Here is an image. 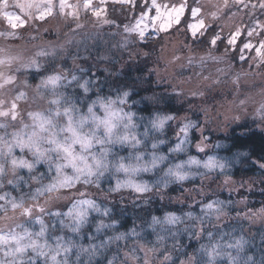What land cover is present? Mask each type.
<instances>
[{
	"label": "rangeland",
	"instance_id": "obj_1",
	"mask_svg": "<svg viewBox=\"0 0 264 264\" xmlns=\"http://www.w3.org/2000/svg\"><path fill=\"white\" fill-rule=\"evenodd\" d=\"M161 2L179 5L184 0ZM225 2L186 0L188 8L201 9L200 18L210 27L206 36L190 35L191 13L186 12L179 25L142 43L133 27V9L123 3L110 1L107 14L97 17L85 11L83 0H71L76 16L62 14L58 0H0V113H7L0 115V195L17 204L13 208L5 202L0 208V237H4L0 264H30L39 254L47 264H60L58 252L64 251L52 248L46 237L51 214L63 211L67 224H78L96 205L94 199L121 206L154 199L165 206L193 207L224 194L233 197L236 211L222 214L213 226L240 219L251 233L264 225V175H208L176 191L159 189L144 196L129 190L110 193L96 184L114 169L118 175L127 173L119 188L141 185L136 175L151 165L142 168L138 162L142 156L128 144L135 143L140 132L127 110V97L104 99L99 89L90 87L89 79L117 86L124 74L134 76L152 109L178 113L171 129L174 138L183 140L181 129L199 124L194 147L203 153L213 146L207 134H228L236 128L241 133H264V64L256 67V59L240 62L239 53L226 43L218 42L215 48L207 43L217 32L228 36L237 28L253 27L257 20L264 26V9L260 0H251L255 9L244 10H237L232 0L226 8ZM93 7H99L97 0ZM45 8L54 11L46 19H37ZM135 11L141 12L142 7ZM21 22L26 26L11 27ZM258 40L264 36L251 38L256 44ZM88 96L92 99L87 102ZM66 100L72 104L64 106ZM156 121L162 122V116ZM57 145L72 149L80 172L73 170L72 157L58 151ZM116 145L129 147L128 160L112 161ZM21 160L31 168L22 167ZM257 164L264 168L263 162ZM40 165L50 173L49 179L37 170ZM85 200L91 204L79 203ZM208 226L198 225V239ZM140 247L143 257L137 259L125 250L124 264H174L177 248ZM193 261L188 255L176 264Z\"/></svg>",
	"mask_w": 264,
	"mask_h": 264
},
{
	"label": "trees",
	"instance_id": "obj_2",
	"mask_svg": "<svg viewBox=\"0 0 264 264\" xmlns=\"http://www.w3.org/2000/svg\"><path fill=\"white\" fill-rule=\"evenodd\" d=\"M162 34H150L145 42H152ZM124 76L126 78L117 86L103 79L99 83L89 79V85L92 89H99V95L104 99L127 97V110L140 132L136 142L128 144H131L134 154L142 156L138 160L142 168L146 169L144 165L147 163L151 166L147 172L136 175L141 185L121 188L120 181H125L127 173L118 175L113 169L96 181L100 190L137 192L135 188L140 187L142 192L139 193L144 196L159 189L176 191L181 185L197 184L208 175L233 178L264 175V168L257 164L264 163L263 132L241 133V129L236 128L228 134H207V140L213 144L212 149L200 152L194 147L198 141L196 126L199 124H193L190 134L183 140L182 137L174 138L171 129L178 113L172 109H152L136 86L139 81L130 74ZM91 99L92 96H88L84 100L88 102ZM71 104L72 101L66 100L64 106ZM160 115L163 121L157 123L156 117ZM128 152V146H114L112 161L128 160ZM192 159L196 162L191 163ZM121 167L125 168V163ZM37 170L46 179L50 178V173L43 166H38ZM25 190L31 192L30 187ZM48 193V190L44 191L42 196ZM93 201L96 205L86 211L78 224H67L63 211L58 215L51 214L46 237L52 248L64 251L58 252L60 264H124L125 250L131 251L137 259L143 257L140 244L177 248L174 264L188 255L194 257L192 264H264V225L251 233L246 228L247 222L240 219L213 226L222 214L236 211L232 196H210L193 207L165 206L154 199L126 206L100 199ZM27 222L30 224L31 221ZM200 224L209 226L198 239ZM34 260L30 264L48 263L40 254Z\"/></svg>",
	"mask_w": 264,
	"mask_h": 264
},
{
	"label": "snow or ice",
	"instance_id": "obj_3",
	"mask_svg": "<svg viewBox=\"0 0 264 264\" xmlns=\"http://www.w3.org/2000/svg\"><path fill=\"white\" fill-rule=\"evenodd\" d=\"M48 3H51L52 0H47ZM62 14H68L70 16H76V9L73 7L71 0H58ZM94 2L96 0H83V5L85 11H91L94 16L100 17L102 15L107 14V6L110 0H98L99 7H93ZM112 3H123L127 4L133 9L132 15L135 17L134 22V30L136 34L141 38V42H145V38L150 34H154L157 31V28L161 32H166L171 29L173 24L179 25L182 22L183 16L186 12L191 13V21L187 22V31L193 38L198 36L203 37L206 36L210 27L205 25L203 19L200 18V8H188L186 0L184 3L179 5H169L167 3H162L161 0H141L140 4L136 3V0H111ZM232 3L237 7V10H244L247 8L255 9L257 7L256 4H252L251 0H232ZM228 0L225 2V7L227 8ZM137 7H142V11L137 13L135 9ZM259 7L264 9V0H260ZM54 9L45 8L42 12H40L37 16V19H46L49 15L52 14ZM214 15V14H213ZM22 19V18H21ZM18 27H25L26 23L21 22L19 25H11V27L15 30ZM259 28L260 31L257 32L256 29ZM264 36V26H261L259 20L255 21L253 27L244 29L237 28L234 32L229 33L227 37L222 36L219 32L215 33L211 39L207 41V43L215 48L219 43H226L228 48L233 52L239 53L240 62L247 63L250 59H256L257 64L256 67H259L261 64H264V40H258L257 44H252L251 38L253 35ZM247 36L249 39L247 41L242 40L241 37ZM247 53V55H246ZM13 109L17 107L14 103L12 105ZM7 113H0V115H6ZM15 115L12 116V119H15ZM193 125H186L181 131L184 132L185 137L190 134V130L193 128ZM49 143H53L49 141ZM75 143V141L73 142ZM82 150L84 149V145H81ZM23 150V149H21ZM58 151H63L67 156L72 157V160L69 161L73 170L76 172H80L76 164L73 162L76 158L72 156V149L68 146L57 145ZM35 151L39 154L40 149L36 148ZM83 160V157H80ZM20 165L22 167L26 166L29 169L31 168L30 164H27L25 161L21 160ZM71 181H66V183H70ZM50 188L54 186H49ZM135 190L137 192H142L140 187H136ZM5 202L11 203V206L15 208L17 206L16 203L8 201L6 195H0V208L3 207ZM81 204H91L90 201H80ZM212 205L210 204L209 207ZM58 215V213H57ZM4 237H0V240H3Z\"/></svg>",
	"mask_w": 264,
	"mask_h": 264
},
{
	"label": "water",
	"instance_id": "obj_4",
	"mask_svg": "<svg viewBox=\"0 0 264 264\" xmlns=\"http://www.w3.org/2000/svg\"><path fill=\"white\" fill-rule=\"evenodd\" d=\"M26 212H28V209H26Z\"/></svg>",
	"mask_w": 264,
	"mask_h": 264
}]
</instances>
